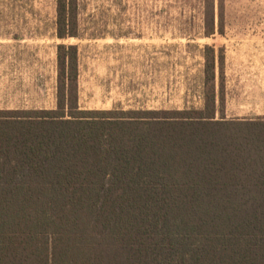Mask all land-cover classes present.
I'll use <instances>...</instances> for the list:
<instances>
[{
  "label": "trees",
  "instance_id": "trees-1",
  "mask_svg": "<svg viewBox=\"0 0 264 264\" xmlns=\"http://www.w3.org/2000/svg\"><path fill=\"white\" fill-rule=\"evenodd\" d=\"M80 10L56 0L58 38ZM216 70L202 109H83L57 44L55 107L0 109V264H264V117L217 118Z\"/></svg>",
  "mask_w": 264,
  "mask_h": 264
},
{
  "label": "rangeland",
  "instance_id": "rangeland-1",
  "mask_svg": "<svg viewBox=\"0 0 264 264\" xmlns=\"http://www.w3.org/2000/svg\"><path fill=\"white\" fill-rule=\"evenodd\" d=\"M79 2L81 36L60 39L56 0H0V109L55 107L64 42L79 48L83 109H202L214 53L216 117H264V0H213L210 36L205 0Z\"/></svg>",
  "mask_w": 264,
  "mask_h": 264
}]
</instances>
